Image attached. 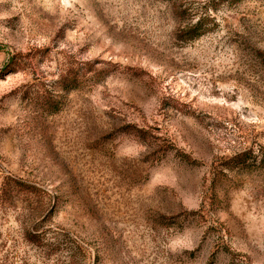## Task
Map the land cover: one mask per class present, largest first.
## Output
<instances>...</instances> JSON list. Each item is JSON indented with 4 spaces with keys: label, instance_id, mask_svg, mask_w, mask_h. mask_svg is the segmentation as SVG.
Returning a JSON list of instances; mask_svg holds the SVG:
<instances>
[{
    "label": "rangeland",
    "instance_id": "obj_1",
    "mask_svg": "<svg viewBox=\"0 0 264 264\" xmlns=\"http://www.w3.org/2000/svg\"><path fill=\"white\" fill-rule=\"evenodd\" d=\"M263 55L264 0H0V264H264Z\"/></svg>",
    "mask_w": 264,
    "mask_h": 264
},
{
    "label": "trees",
    "instance_id": "obj_2",
    "mask_svg": "<svg viewBox=\"0 0 264 264\" xmlns=\"http://www.w3.org/2000/svg\"><path fill=\"white\" fill-rule=\"evenodd\" d=\"M222 1H230V2H232V1H239V0H222ZM213 21H214L213 18H210V16H208L207 14H203L200 17V19H199V23H197V25L193 29H191L189 31V34L196 33V31H198L200 29L201 30L202 29L204 30V28L206 27V25L209 22H213ZM204 31H206V30H204ZM263 57H264V55H263ZM263 61H264V59H263ZM251 155H253V152L252 151H245L244 153L238 155L233 161L236 162V163H238V164H240V166H241L242 169H246L250 165V164H248L249 162H247V158L249 156H251ZM254 158H256V157L254 156ZM262 162H263L262 164H264V158H263ZM18 186H19V188L24 189V190L31 188L27 184H22L21 182L18 183Z\"/></svg>",
    "mask_w": 264,
    "mask_h": 264
}]
</instances>
